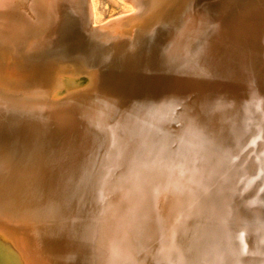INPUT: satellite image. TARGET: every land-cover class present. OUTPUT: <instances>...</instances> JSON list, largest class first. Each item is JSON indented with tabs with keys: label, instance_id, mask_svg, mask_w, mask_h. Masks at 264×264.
Masks as SVG:
<instances>
[{
	"label": "bare ground",
	"instance_id": "6f19581e",
	"mask_svg": "<svg viewBox=\"0 0 264 264\" xmlns=\"http://www.w3.org/2000/svg\"><path fill=\"white\" fill-rule=\"evenodd\" d=\"M199 3L196 32L104 58L93 101L0 111L2 178H34L59 264H264V0ZM87 9L91 26L68 14L59 36L86 62L103 29ZM226 107L236 123L220 133ZM53 108L68 117L60 150Z\"/></svg>",
	"mask_w": 264,
	"mask_h": 264
},
{
	"label": "rangeland",
	"instance_id": "374dc122",
	"mask_svg": "<svg viewBox=\"0 0 264 264\" xmlns=\"http://www.w3.org/2000/svg\"><path fill=\"white\" fill-rule=\"evenodd\" d=\"M49 1L5 0L0 2V76L4 75L3 81H0V94H2L0 111L5 109L6 104L12 105V108L28 109L32 106L53 105L56 107L93 101V95L98 87L97 77L104 58L109 57L112 52H124L125 47L130 45L141 50L157 40L160 31H168L177 36H185L190 31L196 32L204 20V14H207L201 8L203 2L196 5L197 0H133L130 2L132 4L124 0H94L98 10L96 21L103 29L95 42L94 54L86 62L81 58L66 56L65 52H62L59 36L68 14L79 18L81 11L87 18L88 25H92L87 0ZM259 6L262 7L260 3ZM215 12L219 11L214 9L213 13ZM83 32L84 38L88 37V32ZM167 44L165 51L172 48V44ZM42 46H44L43 50ZM180 60L181 64L190 63L192 58L184 50ZM18 79L22 81V84L15 85L14 80ZM25 83L27 86H24ZM33 85L43 89L44 95L40 98L36 97ZM65 109H58V111L53 108L47 112L52 125L50 131L58 143L54 149H63V140L65 141L64 138L67 137L65 123H68V117ZM261 117L264 118V107ZM218 118L220 120H217ZM218 118L211 123L218 127L220 133H225L227 129L225 126L236 123L234 115L227 107ZM212 136H215L214 131ZM3 173L1 164L0 186L8 180L6 176L2 178ZM31 179L32 177L17 176L13 181L6 182L3 188L0 187V257L1 259L5 257L2 260L4 264H59L60 259L63 261L62 257L58 256L59 251H56L54 243L49 239L48 226L51 220L44 209L40 195L32 186L34 178ZM12 200L15 202L13 203ZM12 204H15L14 207ZM44 228L47 230L45 231ZM16 237L17 240L21 239L20 248H16L13 242V238L16 241ZM4 250L5 254L9 253L8 256L2 252ZM47 255L52 257L49 256L51 257L49 258Z\"/></svg>",
	"mask_w": 264,
	"mask_h": 264
}]
</instances>
